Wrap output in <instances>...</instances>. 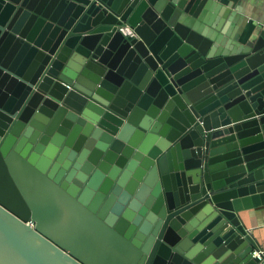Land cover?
I'll use <instances>...</instances> for the list:
<instances>
[{"label": "water", "instance_id": "95a60500", "mask_svg": "<svg viewBox=\"0 0 264 264\" xmlns=\"http://www.w3.org/2000/svg\"><path fill=\"white\" fill-rule=\"evenodd\" d=\"M246 1L0 0V264H260ZM208 12L234 14L226 44L191 23Z\"/></svg>", "mask_w": 264, "mask_h": 264}, {"label": "crops", "instance_id": "0c3cea01", "mask_svg": "<svg viewBox=\"0 0 264 264\" xmlns=\"http://www.w3.org/2000/svg\"><path fill=\"white\" fill-rule=\"evenodd\" d=\"M248 8L252 7V10L262 9L264 7V0H248ZM252 5V6H251ZM203 18L209 20V25H203V30L206 33H215L217 27H221L222 31L231 34L235 30V23L224 17L222 13L208 12ZM247 227L255 230V237L258 241V246L264 249V212H255L249 219Z\"/></svg>", "mask_w": 264, "mask_h": 264}, {"label": "built area", "instance_id": "2783aa9c", "mask_svg": "<svg viewBox=\"0 0 264 264\" xmlns=\"http://www.w3.org/2000/svg\"><path fill=\"white\" fill-rule=\"evenodd\" d=\"M118 31L124 36L133 38L135 37L134 30L129 25H123L118 28ZM252 257L256 259L260 264H264V249L256 246L252 251Z\"/></svg>", "mask_w": 264, "mask_h": 264}, {"label": "rangeland", "instance_id": "374dc122", "mask_svg": "<svg viewBox=\"0 0 264 264\" xmlns=\"http://www.w3.org/2000/svg\"><path fill=\"white\" fill-rule=\"evenodd\" d=\"M245 10V8L243 9ZM231 16V18H228V20L232 21V18L234 19V14H229ZM191 20V19H190ZM193 23V26L198 29V30H201L203 32H205L206 30H203V25H209V20L203 18V16L199 19V20H192L191 23ZM206 33V32H205ZM226 33L227 32H224L222 31V28L221 27H217L216 29V34L222 39V42L224 44H226ZM228 34V33H227ZM224 50V49H223ZM226 51V50H225Z\"/></svg>", "mask_w": 264, "mask_h": 264}]
</instances>
